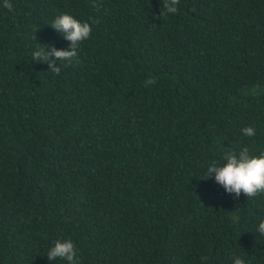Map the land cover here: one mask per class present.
Instances as JSON below:
<instances>
[{
	"label": "trees",
	"instance_id": "16d2710c",
	"mask_svg": "<svg viewBox=\"0 0 264 264\" xmlns=\"http://www.w3.org/2000/svg\"><path fill=\"white\" fill-rule=\"evenodd\" d=\"M3 3L0 264H68L56 239L78 264H264V194L206 173L264 151V0ZM61 13L98 23L57 75L32 53L71 49Z\"/></svg>",
	"mask_w": 264,
	"mask_h": 264
},
{
	"label": "clouds",
	"instance_id": "9594fccd",
	"mask_svg": "<svg viewBox=\"0 0 264 264\" xmlns=\"http://www.w3.org/2000/svg\"><path fill=\"white\" fill-rule=\"evenodd\" d=\"M179 3L180 0H162V16L177 13ZM94 6L99 8V5L95 4V0ZM3 7L12 11L11 0H4ZM92 23H98V21L93 20ZM92 23L81 21L69 13L57 15L50 25L66 40L71 41V49L58 50L52 46L51 51H48L50 46L44 45L32 53L33 60L47 63L51 72L59 75L61 66H56L57 61L65 62L64 66L67 67L74 60H78L79 45L90 37ZM155 82L154 78H149L145 81V86ZM242 133L252 137L255 135V129L248 126L242 129ZM228 149L222 157L224 161L222 164L216 162L209 164L206 169L207 178L215 174V181L222 185L228 193H235L237 196L243 193L248 199H253L264 194V151L253 154L248 147L237 150L235 146ZM257 232L264 235V221L258 224ZM46 256L52 261L59 258L67 261L68 264H78L76 245L71 239H56ZM201 259L206 260L207 257H201ZM233 261L234 264H246V261L241 257L234 256Z\"/></svg>",
	"mask_w": 264,
	"mask_h": 264
}]
</instances>
